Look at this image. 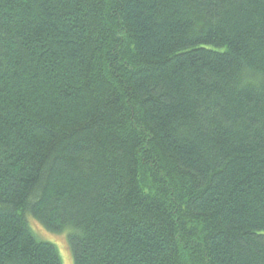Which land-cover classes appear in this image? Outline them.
Listing matches in <instances>:
<instances>
[{"label":"trees","instance_id":"1","mask_svg":"<svg viewBox=\"0 0 264 264\" xmlns=\"http://www.w3.org/2000/svg\"><path fill=\"white\" fill-rule=\"evenodd\" d=\"M264 264V0H0V264Z\"/></svg>","mask_w":264,"mask_h":264},{"label":"rangeland","instance_id":"2","mask_svg":"<svg viewBox=\"0 0 264 264\" xmlns=\"http://www.w3.org/2000/svg\"><path fill=\"white\" fill-rule=\"evenodd\" d=\"M34 226L37 229L40 237H43V238L48 237L49 239H46V240L56 245L59 251V254L61 256L62 264H70V257L67 251L64 234L63 233H60V234L47 233L39 224L35 222H34Z\"/></svg>","mask_w":264,"mask_h":264}]
</instances>
